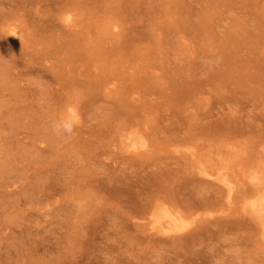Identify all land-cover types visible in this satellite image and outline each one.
Here are the masks:
<instances>
[{"label": "rangeland", "instance_id": "1", "mask_svg": "<svg viewBox=\"0 0 264 264\" xmlns=\"http://www.w3.org/2000/svg\"><path fill=\"white\" fill-rule=\"evenodd\" d=\"M5 18L0 264H264V0H0ZM157 206L188 227L153 235Z\"/></svg>", "mask_w": 264, "mask_h": 264}, {"label": "bare ground", "instance_id": "2", "mask_svg": "<svg viewBox=\"0 0 264 264\" xmlns=\"http://www.w3.org/2000/svg\"><path fill=\"white\" fill-rule=\"evenodd\" d=\"M10 1H12V0H10ZM3 13V12H2ZM6 14V13H5ZM2 18V17H1ZM8 18H10L9 16H8ZM6 20H7V18H5L4 20H0V28L1 27H5L6 29H4V31H3V33L4 34H2V37H6V38H8L9 40H8V42H17V41H19L20 40V38L22 37V35H21V33H20V31L19 30H17V28L15 27V26H13L12 24H5L4 25V23L6 22ZM72 20H71V18L69 17V16H67L66 17V19H65V22H66V26L65 27H69L71 24H70V22H71ZM77 24V23H76ZM75 24V25H76ZM18 27V26H17ZM113 27H114V25H113ZM69 28H71V27H69ZM73 28V27H72ZM112 28V27H111ZM115 28V27H114ZM74 29V28H73ZM111 32V31H110ZM2 33V32H1ZM106 34H108V33H106ZM116 34V33H115ZM4 35V36H3ZM23 39V38H22ZM152 40V39H151ZM7 42V41H6ZM17 44V43H16ZM6 45V44H5ZM8 47V46H7ZM90 48V47H89ZM178 53V52H177ZM180 58V57H179ZM182 59V58H181ZM126 67V66H125ZM121 71V70H120ZM108 82V81H107ZM201 103V102H200ZM69 106V105H68ZM195 106V105H194ZM200 107V106H199ZM70 108V107H69ZM75 110V109H74ZM229 125V124H228ZM214 127V126H213ZM216 127H218V126H215V129L217 130V128ZM222 127H224V126H222ZM226 127V126H225ZM231 128V127H230ZM234 128V127H233ZM214 129V130H215ZM225 129H229L228 127H226ZM219 130H220V132H221V129L219 128ZM233 130V129H232ZM237 129L235 128V131H236ZM209 131H212V129L211 130H209ZM229 131V130H228ZM227 131V132H228ZM214 132V131H213ZM217 132V131H216ZM239 132V131H238ZM225 133V132H224ZM232 133V132H231ZM123 134V137H124V139L125 140H129V141H131L132 140V138H129L130 137V133H129V136H127L128 135V133H127V135H124V134H126V133H119V135H122ZM229 134V133H228ZM239 134V133H238ZM237 134V135H238ZM122 140H123V138H122ZM130 144V145H129ZM129 144H128V147H130L131 149L132 148H138L139 146H143V142L141 143V144H139V145H134V144H132V143H130L129 142ZM229 145V144H228ZM241 148V147H240ZM245 150V149H244ZM137 152V151H136ZM211 152V151H210ZM222 152V151H221ZM261 152V151H260ZM243 154V153H242ZM191 155V154H190ZM210 155L211 154H209V157H210ZM187 156V155H186ZM194 158H196L195 157V155H192ZM212 156V155H211ZM256 156V155H255ZM189 158V157H188ZM192 158V157H191ZM252 158V157H251ZM259 158V157H258ZM255 159V158H254ZM189 160V159H188ZM191 160V159H190ZM248 160V159H247ZM251 160V159H250ZM262 160H264V159H262ZM193 161V160H192ZM210 161H211V159H210ZM200 162V161H199ZM245 162V161H244ZM257 162V161H256ZM260 162H261V160H260ZM240 163V162H239ZM235 165V164H234ZM256 165V164H255ZM208 166V165H207ZM205 167V166H201V167H198L197 168V170H196V173L195 174H197V175H199V182L200 183H205V184H211V183H215V182H217L216 184H218L219 183V185L221 186H223L224 187V189H225V191H226V195H227V198H231L232 196H231V193H233L234 192V188H233V185H234V183L232 184V182H231V180L226 176V174L225 173H222V172H224L223 170L222 171H219V172H215V170L214 171H211L210 169H209V167ZM212 166V165H211ZM222 166V165H221ZM241 166V165H240ZM249 166V165H248ZM217 167V166H216ZM223 167V166H222ZM257 167H258V165H257ZM214 168V167H213ZM254 168V167H253ZM256 168V167H255ZM224 169V168H223ZM251 169V168H250ZM260 169V168H259ZM258 169V170H259ZM227 170V169H226ZM221 172V173H220ZM227 172V171H226ZM227 173H229V172H227ZM232 173V172H231ZM258 173H260V172H258ZM258 173L257 172H253L251 175L249 174L248 175V181L249 182H252V183H246V184H249V185H253V188H255L254 190L255 191H261V190H264V186H262V185H264V184H260V183H258L260 180H261V176H259L258 175ZM227 175H229V174H227ZM235 177V176H234ZM165 179V178H164ZM262 181H264V180H262ZM159 182H160V180H159ZM233 182H234V179H233ZM247 182V181H246ZM154 184L155 183H152V187H154ZM215 184V185H216ZM156 185V184H155ZM159 186H160V183H159ZM221 186V187H222ZM220 187V188H221ZM246 187V186H245ZM248 187V186H247ZM250 187L251 186H249L248 188L250 189ZM248 188H247V191H248ZM239 190V189H238ZM222 191H223V189H222ZM245 192H246V188H245V190H244ZM258 191V192H259ZM236 192V191H235ZM174 194V193H173ZM234 194V193H233ZM254 194H256V192L254 193ZM155 195V194H154ZM224 195V194H223ZM222 195V196H223ZM237 195V194H236ZM156 196V195H155ZM231 196V197H230ZM154 197V196H153ZM237 197V196H236ZM245 197V196H244ZM261 197V196H260ZM150 198H152V197H150ZM155 199V198H154ZM149 201V200H148ZM148 201L146 202V203H148ZM151 201V200H150ZM194 202V201H193ZM145 203V204H146ZM151 203H152V201H151ZM180 203V202H179ZM219 203H220V201H219ZM183 204V203H182ZM187 204V203H186ZM222 204V203H221ZM148 205V204H147ZM151 205V204H150ZM196 205V204H195ZM198 205V204H197ZM155 206V205H154ZM186 206H188V205H186ZM199 206H200V204H199ZM198 206V207H199ZM202 206V205H201ZM149 207V206H148ZM191 207H193V205H191ZM195 207V206H194ZM146 208V207H145ZM145 208H144V210H145ZM187 208L188 207H186V210H187ZM197 208V207H196ZM147 209V208H146ZM178 209V208H177ZM248 209H250V214L251 215H253L254 217H255V223H256V225H258L259 226V232H258V234L260 233V236H261V240H262V242H264V197H262V199L260 198L259 200L256 198L255 200H253L252 202H249V205H248ZM143 210V211H144ZM190 210H191V208H190ZM149 211V210H148ZM146 212H147V210H146ZM150 212V211H149ZM148 212V213H149ZM233 212V211H232ZM238 212V211H237ZM187 214V213H186ZM189 214V213H188ZM191 215L193 214V213H190ZM143 215V214H142ZM186 215H181V214H179L178 212H176V211H174V210H171V209H169V208H165V207H162V206H157V208L155 209V210H152L151 212H150V218H149V224L151 225V229H154L155 230V233H152L153 235H156V234H164V233H167V232H171V231H178V230H183V229H185L186 228V226L189 224V222H188V220H187V218L185 217ZM193 216H194V214H193ZM196 216V215H195ZM252 216V217H253ZM191 217V216H190ZM250 217V216H249ZM197 219H200L199 217H197ZM190 220V219H189ZM200 220H203L202 218L200 219ZM191 222H198V221H196V217H192V220H191ZM255 225V224H254ZM139 226V225H138ZM141 226V225H140ZM188 227V226H187ZM257 227V226H256ZM258 228V227H257ZM256 228V229H257ZM143 229H145V228H143ZM153 230V231H154ZM256 232H257V230H256ZM204 236V232H199V233H197L195 236H193L192 238H194V239H192V240H195L196 238L197 239H201L202 237ZM183 242H184V244H186V243H188L187 242V239H181ZM261 242V241H260Z\"/></svg>", "mask_w": 264, "mask_h": 264}, {"label": "clouds", "instance_id": "3", "mask_svg": "<svg viewBox=\"0 0 264 264\" xmlns=\"http://www.w3.org/2000/svg\"><path fill=\"white\" fill-rule=\"evenodd\" d=\"M74 126L75 122L72 119L65 118L60 123L53 125V130L57 134H59L61 131L70 134L73 131Z\"/></svg>", "mask_w": 264, "mask_h": 264}]
</instances>
